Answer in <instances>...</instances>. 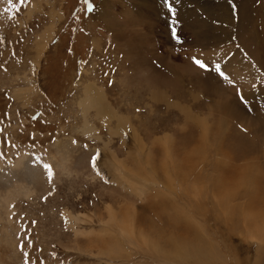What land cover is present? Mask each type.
<instances>
[{
    "label": "rangeland",
    "instance_id": "obj_1",
    "mask_svg": "<svg viewBox=\"0 0 264 264\" xmlns=\"http://www.w3.org/2000/svg\"><path fill=\"white\" fill-rule=\"evenodd\" d=\"M263 221L264 0H0V264H264Z\"/></svg>",
    "mask_w": 264,
    "mask_h": 264
},
{
    "label": "bare ground",
    "instance_id": "obj_2",
    "mask_svg": "<svg viewBox=\"0 0 264 264\" xmlns=\"http://www.w3.org/2000/svg\"><path fill=\"white\" fill-rule=\"evenodd\" d=\"M254 29V28H253ZM93 90V89H92ZM91 90V88H90V86L88 87V89H87V95H91V94H93V97L92 96H90V98L88 99V98H86V102H85V106H90V103H92V101H93V98H94V101L95 100H97L98 98H96V96L94 97V95H95V92L94 91H92ZM86 93V92H85ZM87 97V96H86ZM92 97V98H91ZM98 97L100 98V95L98 94ZM95 102H97V101H95ZM87 104V105H86ZM96 104V107H97V103H95ZM94 104V105H95ZM93 105V104H92ZM98 106H100V105H98ZM104 110V109H103ZM103 118V117H102ZM89 126V125H88ZM87 129H91L90 127L89 128H87ZM118 129H119V127H118ZM203 133H204V137H205V134H206V132L205 131H203ZM167 151H168V149H167ZM112 160V159H111ZM168 178H171L169 175H168ZM241 181H242V179H241ZM219 182V181H218ZM220 187H221V185H220ZM223 188H224V186H223ZM223 188H221V189H219L218 190V193H217V195L219 194L220 195V197H223L224 195H223ZM226 191H227V189H226ZM230 191V190H229ZM232 191V190H231ZM226 195H227V193H225ZM230 195H232V194H230ZM229 196H224L223 198H222V200H223V208L225 209V202L227 201V200H229V198H228ZM252 205V204H251ZM244 208V207H243ZM245 209H247V207L245 208ZM226 210V209H225ZM224 210V211H225ZM233 210V209H232ZM247 212H250L249 210H246ZM186 213V212H185ZM233 213H235V212H233ZM242 213V212H241ZM240 213V214H241ZM250 214V213H249ZM239 216V215H238ZM187 217L189 218V215H187ZM256 217V216H255ZM258 217V216H257ZM251 218H253V216L251 217ZM261 218H262V215H261ZM117 220V219H116ZM254 221V220H253ZM253 221H250V222H253ZM129 223L128 222H125V224H123L122 223V228H121V231H122V233H124V234H129L130 232H131V230H130V227H129V225H128ZM247 224V223H246ZM119 225V224H118ZM254 225V224H253ZM252 225V226H253ZM262 225H260V227H257L254 231L253 230H251V231H249V229H248V234H257L260 230L259 229H261L262 230V227H261ZM263 226H264V221H263ZM264 236V235H263ZM250 237V236H249ZM255 237V236H254ZM254 237H253V239H254ZM252 238V237H251ZM148 243V242H147ZM147 246H151V245H147ZM176 247H177V245H176Z\"/></svg>",
    "mask_w": 264,
    "mask_h": 264
},
{
    "label": "snow or ice",
    "instance_id": "obj_3",
    "mask_svg": "<svg viewBox=\"0 0 264 264\" xmlns=\"http://www.w3.org/2000/svg\"><path fill=\"white\" fill-rule=\"evenodd\" d=\"M175 34V33H174ZM194 59V62L200 67V68H204L205 67V64L202 62V61H200V60H198V59H195V58H193ZM45 169H47L48 170V175H49V177L51 178V176L53 175V173H52V169H51V166L50 165H48V164H45L44 166H43Z\"/></svg>",
    "mask_w": 264,
    "mask_h": 264
}]
</instances>
